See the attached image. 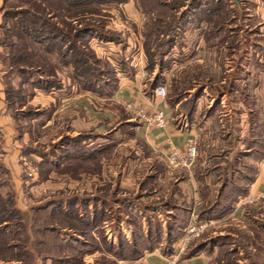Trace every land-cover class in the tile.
Masks as SVG:
<instances>
[{
  "label": "rangeland",
  "instance_id": "1",
  "mask_svg": "<svg viewBox=\"0 0 264 264\" xmlns=\"http://www.w3.org/2000/svg\"><path fill=\"white\" fill-rule=\"evenodd\" d=\"M91 1L102 11L95 18L105 24L101 30L118 38V43L90 40L91 47L109 63H100L109 71L104 74L109 80L113 71H131L134 62L141 61L145 67L150 63L147 40L158 39L146 33L156 31L158 25L165 31L169 6L174 7L178 27L169 36L160 35L161 42H172L166 44L170 48L162 57L165 69L161 74L166 71L167 76L160 74V82L168 89L166 101L172 102L168 104L178 122L197 113L194 120L202 127L196 137L198 156L191 169H171L162 153L136 134L133 123L139 118L109 100L106 87L72 77L73 65L57 56L62 51L56 50L54 63L48 64L53 66L51 71L57 69L56 76L34 73L28 80L11 72L0 42V195L15 202L11 212L1 213L9 215L7 233L19 245L16 256L27 264H148L131 252L132 243L145 247L149 241L145 237L157 238L154 228L164 223L168 229L154 241L156 245L165 244L168 234L183 236L187 218L197 205L196 216L209 221V226L191 248L206 244L215 252L210 264H264V200L229 213L238 202H232L231 196L235 198L244 183L240 179L249 175L258 151L264 150V118L249 112L254 75L248 80L245 123L238 111L242 108L238 98L244 96L237 90L239 75L248 76L238 69L240 55L245 52L251 61L258 55L264 60V0ZM21 4L0 0V23L6 7ZM57 43L63 46L64 42ZM153 65L147 70L149 77H155ZM229 66L233 70L227 72ZM11 85L22 97L8 98L6 89ZM231 89L237 92L231 93L226 106L211 104L206 95L228 94ZM64 137L75 144L71 157L65 159L69 148L61 146ZM84 137L86 142L79 145L77 140ZM53 149L56 155L49 156ZM78 154L90 158L83 175L78 174L83 166L73 159ZM190 176L198 181L197 201L191 182L185 181ZM83 197L88 199L86 205ZM2 205L10 209L11 202ZM71 211L78 213L79 220L69 216ZM133 219L137 226L129 224ZM70 221L82 231L70 230ZM127 229L130 236L123 241L121 232ZM122 241L125 252L117 254L115 249L122 250L114 244ZM57 243L62 244L54 249Z\"/></svg>",
  "mask_w": 264,
  "mask_h": 264
},
{
  "label": "trees",
  "instance_id": "2",
  "mask_svg": "<svg viewBox=\"0 0 264 264\" xmlns=\"http://www.w3.org/2000/svg\"><path fill=\"white\" fill-rule=\"evenodd\" d=\"M18 1L22 2L24 6L21 4L22 6L20 5V7L19 6H13L10 8L6 7L2 17L3 21L2 23H0V30L3 36L0 42L2 46H4L3 48L6 51V52L4 51L5 53L3 54V60L4 62H7L11 72L17 71L21 76L25 77L26 79L28 78L30 79L34 73L42 74L44 76L46 74H49L48 78L53 75L56 76L57 69H53V71H51L50 69L53 66L49 67L48 64L54 63L53 55L57 53L56 52L57 50L59 52L61 51L63 52L61 54L57 53L58 57L63 56V58L65 59L64 62L67 65L68 64L73 65L74 72L72 77L77 78L79 80L83 79L85 82H88L92 85L96 84V86L97 84H101L100 88L102 89L103 86L106 87V91L109 95L114 92V90L119 85L118 84L119 73L117 74L118 71H113L114 72L113 80H109L108 78L104 77V74L109 75V71H105L101 67L100 63L102 61L108 63V61L103 60V58H101L97 54L96 50L91 47L90 40L95 37V38H100L101 40L114 41L118 43L116 41L118 40V38H116L117 35L115 34L113 35L106 31H102L105 30V24L102 23L100 18L95 19L96 16H99V14L102 11L100 8L94 7L95 5H97V3H94L95 1L94 2H92L91 0H18ZM141 3L142 5L145 4L143 2ZM168 13L169 16L166 18L167 22L163 21V23L165 22L164 25L166 26L165 31H160L161 26L158 25L156 27V31H151L150 33H146V36H149L150 38L152 36H155L156 39H158L157 42L156 41L151 42L147 40V44H146L147 46L145 48L146 55L148 57L150 56V60H151L150 63L146 66V70L151 69V67L154 66L153 62L156 63L155 77L152 80V84H150L149 94H152L153 89L161 84L160 80L162 78L160 77V74L163 73V70L165 69V66L163 65L162 57H164L167 54L169 50L168 48H170L169 47L170 45H166V44L172 43L170 40L167 43L163 41L161 42L162 36L160 37V35L168 34L169 36L175 30V28L178 27V23H179V19L176 16L174 7L169 6ZM44 39H48L49 41L47 42ZM59 40H62L64 42L63 46L58 45L57 42ZM160 42L163 43V45H160ZM153 56L155 57L157 56L158 62L155 59L153 60ZM46 81H49V79ZM9 88L10 89H6L8 98L9 95H14V94L17 95L16 98H19L20 96L22 97L20 93L17 94L13 85H11V87ZM168 103L172 106V102L170 103V101L168 100ZM67 138L68 137H64L61 141V143L62 142L64 143L62 144L60 143L61 146L65 144L69 148L68 151L64 152L65 153L64 159L66 157L69 158V156L71 157V146L74 147L73 145H75L72 144V142L70 143L66 142L65 140ZM74 140H76V138ZM85 140L86 137H84L83 140H77V141L78 144L80 145V142L81 144L82 143L84 144L86 142ZM55 153L56 150L54 151L53 149L52 151H50L49 156H54L56 155ZM258 153L259 154L256 156V160H258L261 157H264V150L261 152L258 151ZM44 157L45 156H43V158ZM74 158L75 160H78L77 164L79 166H83L82 171L78 169L79 170L78 174L83 175L86 172V169L84 167L86 166L87 161L90 160V158L86 154L84 155L78 154L77 156H73V159ZM68 162L69 161L65 162L64 164ZM256 172H257V166L255 165L254 168L251 169L249 175H246L245 177L240 179V181L244 180V183H241V186L238 185L240 187L239 188L240 190L237 191V196L235 198L231 196V199H233L232 202H235L236 200L239 199L240 196L248 192L249 184L253 182ZM1 183L2 182L0 181V186ZM224 187H227V185ZM235 187H237V185H235ZM93 197L97 201L100 200L101 202H106V199L102 200V198L100 199L98 195H94ZM2 198L3 197H1L0 195V202L2 204L5 203L8 205V203L11 202V206L9 209L8 207H6V205L5 208L3 207L4 205L2 204L0 205V210H1L0 214L2 216L0 217L1 219L0 264H27V262L29 263V261H24L23 259L16 256L19 245L15 244L14 239L10 240L9 236H11L12 233H7V230L9 229V225H6L7 220L5 218H8L9 215L7 214L3 216L2 215L3 213H1V212L8 213L11 210V208L14 206L15 202L10 199L3 200ZM78 201L79 200H75L74 204L78 203ZM82 201L84 205H86V203L88 202L87 197H83ZM100 212H102V210ZM77 214L78 213L76 212L74 213L73 211H71L69 216L79 220ZM118 220L119 217L117 216L116 221ZM80 221L84 222V220L82 219H80ZM129 224H133L134 226H137V221L133 219L129 222ZM53 227L56 229L58 226L55 227V225H53ZM69 227L70 230H73L75 232L82 231L81 229L82 227L80 228V225H78L74 221L69 222ZM54 230L52 232H54ZM154 230L157 232V238L156 235L154 236L148 235L149 237H145L149 240L148 242L145 243L146 245L145 247L141 248L136 242L132 243L131 252L133 254H137L136 256L139 257L142 256L144 257L147 252H153L157 248H159L162 254L164 255L171 254L174 251L175 243L179 239L181 233H177V234L173 233L174 235H171L173 236V238L169 237L168 234L167 242L165 244L162 243L158 244L160 245V247H158V245H156L154 241L156 240L159 241L161 239L160 237H162V232L160 231L159 226H156ZM181 230H184V228ZM118 231H121L120 228ZM121 234L123 241L125 238L127 239V235H125V233L121 232ZM123 241L120 242L119 244H114V248L118 247L120 250H122L119 252L118 249H115L114 252H116L117 254L121 252H125L123 251L122 248V245L124 246ZM194 241L195 239L191 242L186 253L183 255L184 260L194 255H197L203 250H208L206 244L196 245V247L191 248ZM61 244L60 243L53 244L52 247L54 249H57V247L61 246ZM55 258L56 256L54 257V259Z\"/></svg>",
  "mask_w": 264,
  "mask_h": 264
},
{
  "label": "crops",
  "instance_id": "3",
  "mask_svg": "<svg viewBox=\"0 0 264 264\" xmlns=\"http://www.w3.org/2000/svg\"><path fill=\"white\" fill-rule=\"evenodd\" d=\"M261 25L264 27V20H262ZM261 33L264 35L263 29L261 30ZM245 54L246 53L244 52V55L242 54V56L240 55V57L238 58V69L240 72H248V76L240 74L239 79H237L239 82L237 90L240 95L244 96L242 100L240 97L238 98L239 106H242V108L238 109V111L240 112L242 123H245V118L247 116L246 94L250 75H254L255 81L252 88L249 90V95L254 98L252 104L253 109H251L249 112H251L255 117L256 115H258V117L264 118V60L258 55V59L255 58L253 61H251ZM246 61L249 62L247 63ZM225 70L227 72H230L233 70V68L229 66L228 69ZM163 75L167 76V72L165 71L164 74H161V76ZM153 79L154 77L148 76L146 67L145 65H143V62L141 63V61H139V64L136 65L134 62V65H132L131 67V71L127 70L119 73V85L114 90V92L108 96V99L119 102L127 111L133 112L137 119L139 118V121L133 123V129L135 130L136 134L146 140V142H148V144L154 149L157 148L162 153V158L167 162L166 156L169 153L170 149L173 146L183 148L189 138L198 137V134L201 132L202 127L198 126L196 120H194V118L197 117V113L192 116H184L182 121L178 122V118L173 115L172 109L166 101V97H157L155 95L156 88L153 89L152 94H149L150 84H152ZM240 81H242L243 83L241 84ZM161 85H163V83H161ZM237 90L233 91L231 89L229 90L228 94L227 92L219 93L218 91V93H206V95L209 97L211 104H219L221 106L222 104H226V100H228L229 102L228 98L231 96V93L237 92ZM138 108H142L147 113H152L158 108L165 109L168 114L169 124L165 128L148 127L147 124L144 123V121L140 117H138ZM209 120L210 117L207 118L205 123L207 124ZM255 164L257 166V172L253 182L249 184L248 192L239 197V199L237 200L238 202L235 203L233 209H231L229 213L238 212L241 206H244L248 203L264 200V157L256 160ZM179 169L184 170L185 168ZM185 181L191 182V185L194 188V192L192 191V195L195 197V201L199 200V192L197 189L198 181L193 176H190ZM193 209L191 214L192 216L190 215L187 218L185 228L188 227L191 219H193V217L197 214V205ZM165 224L166 223L161 224L160 226L162 236L163 231H166L168 229ZM127 230L125 231L126 235L130 232L129 229ZM214 257V251L212 252L209 250H203L197 255L187 258L186 263L210 264ZM143 259L146 260L148 264H167L164 260V254H162L159 248H157L153 252H147Z\"/></svg>",
  "mask_w": 264,
  "mask_h": 264
},
{
  "label": "built area",
  "instance_id": "4",
  "mask_svg": "<svg viewBox=\"0 0 264 264\" xmlns=\"http://www.w3.org/2000/svg\"><path fill=\"white\" fill-rule=\"evenodd\" d=\"M168 89L165 85H158L155 89L157 97L165 98ZM138 116L147 124L148 127L165 128L169 124V118L165 109L158 108L152 113H147L142 108L137 109ZM198 156L197 138L188 139L183 148L173 146L167 154V163L171 169L185 168L191 169ZM212 223V221H211ZM210 223V224H211ZM209 226V221L194 216L189 223L183 236L175 244L174 251L171 254L164 255L167 264H187L183 259L191 242L203 233Z\"/></svg>",
  "mask_w": 264,
  "mask_h": 264
}]
</instances>
